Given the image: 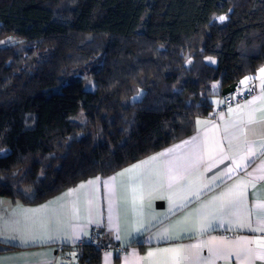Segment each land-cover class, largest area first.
Instances as JSON below:
<instances>
[{
  "label": "trees",
  "instance_id": "16d2710c",
  "mask_svg": "<svg viewBox=\"0 0 264 264\" xmlns=\"http://www.w3.org/2000/svg\"><path fill=\"white\" fill-rule=\"evenodd\" d=\"M7 37L30 54L0 46V197L33 205L191 134L222 88L264 65V0H0ZM97 55L85 89L67 71ZM77 247L63 246L76 264H99Z\"/></svg>",
  "mask_w": 264,
  "mask_h": 264
},
{
  "label": "snow or ice",
  "instance_id": "6c2138e0",
  "mask_svg": "<svg viewBox=\"0 0 264 264\" xmlns=\"http://www.w3.org/2000/svg\"><path fill=\"white\" fill-rule=\"evenodd\" d=\"M220 22H224L227 16L215 17ZM12 38L9 37V40ZM5 43V41H0ZM215 63L211 57L207 58ZM191 63V61H189ZM253 80L259 81V95L252 96L251 99L245 100L243 104H237L235 108H228L229 120L223 128V135L218 139L215 136L209 137L207 132L203 137H193L191 141H183L185 145H191L188 154L183 158L184 163L178 165L174 160L169 159L164 167V176L166 178L167 188H172L174 183L187 181L183 187V195L179 196L176 201L170 199V205L173 208L183 207L185 203L193 198H199L205 190H211L212 187L226 179H232L235 176V182L227 187L218 196H214L210 201L204 203L197 210L196 223L198 231L205 233L212 230L217 224L223 227L225 224H236L240 228H248L253 232H259L261 235L256 237H240L234 241L225 238L212 237L209 241H201L193 245H176L168 248H158L149 250L147 256L142 261L147 264H215L218 259L228 261L235 256L239 264H256L257 261L264 264V200H257L254 207L261 213L257 215L255 221L252 219V209L248 206V192L252 189L255 192L257 182H264V162H261L251 172L247 171L251 162L259 156L264 155V67L258 69L255 77L244 76L240 81L246 92L254 90L250 86ZM215 87V86H214ZM240 89H237L239 94ZM140 93L133 97L136 102ZM259 102V106H257ZM214 103H220L214 101ZM235 116L233 119L232 117ZM223 119V115H221ZM209 124L211 121L197 120V125ZM213 129L219 131L218 126L213 124ZM224 141H227L225 146ZM176 145L175 148H179ZM0 151H4L0 149ZM174 149H168L167 153H173ZM166 153L161 152L156 156L149 157L146 161L134 164L130 168L124 169L116 175L121 178L120 188L124 190L125 203H131L133 211L137 215V227L135 231L139 232L144 227L140 217L142 213L137 211L138 204L142 207L144 194L147 192L151 195L154 190L150 184L146 187L145 178L155 175L159 178V172H153L152 169L146 168L151 161H156L164 157ZM229 161L227 167L222 173H218L207 180L204 173L210 171L216 165ZM244 172L240 176V172ZM15 175V173H13ZM104 181V187L109 193V226L115 227L114 215H117L118 201L116 186L110 181ZM100 181L97 177L95 180L88 181L89 185H95ZM164 188V184L159 185ZM80 187H84L83 184ZM59 199V198H57ZM50 201L49 204H54ZM48 205H42L39 209L22 210L18 215L21 217L12 222V231L19 233L22 243L29 241L42 242L53 239L62 241L70 240L73 244L80 238L81 233L87 234V224L75 223L71 225L70 233L63 235H52L53 225H56V232H60L61 215L67 214L73 221L80 219V208L73 201L70 204H62L58 209L47 210ZM47 210V211H46ZM190 218L186 217L184 224L190 223ZM100 221L93 218L91 201H89L88 224ZM179 223V222H178ZM255 224V227L253 225ZM171 229L165 228L158 234L159 239L170 238ZM204 248L208 249V256L201 255ZM107 255V254H106ZM136 255L135 251L132 253ZM73 259L77 253L72 252ZM63 264V262H59ZM127 264V260L125 262Z\"/></svg>",
  "mask_w": 264,
  "mask_h": 264
},
{
  "label": "crops",
  "instance_id": "0c3cea01",
  "mask_svg": "<svg viewBox=\"0 0 264 264\" xmlns=\"http://www.w3.org/2000/svg\"><path fill=\"white\" fill-rule=\"evenodd\" d=\"M261 67H264L261 66ZM258 74V70L251 75L255 77ZM244 78V77H243ZM241 78L232 92L237 93L239 88V94L243 95L241 99L234 100L225 109L220 110V106L223 104L225 95L222 93L216 94L213 99V110L211 114L203 117H197L195 119V130L186 137L178 139L164 148L153 152L141 159L131 162L116 171L105 176H94L87 180L81 181L76 185L61 190L58 194L46 200L43 203L33 205H19L10 202L7 198L0 197V264H76V258L73 259L71 253L72 249L63 248V246H71L73 243L68 241H62L61 239H53L51 241L42 242L36 240L35 242L29 241L22 243L19 238V233L12 231V222L20 219L18 215L22 210L26 209H39L42 205H48L47 210L58 209L62 204H70L75 201L80 208V219L73 221L70 216L62 214L60 232H56V225H53L52 235H63L64 233H70L71 225L75 223L87 224V234L81 233L80 238L76 241L87 238L93 229L98 230L102 235L121 247H125L124 253L120 254L117 250H108L101 252L99 256V264H147L142 261V258L147 256L149 250H155L158 248L174 247L176 245H193L198 244L201 241H209L212 237L225 238L229 241H234L240 237H256L261 235L259 232H253L248 228L237 227L236 224H225L223 227L217 224L212 230L205 233H200L198 229L197 210L201 206L210 201L214 196H218L221 192L225 191L229 185L235 182V176L232 179H226L223 182L215 184L212 189L205 190L199 198H193L189 202L185 203L183 207L173 208L170 205V199L176 201L177 198L183 195L182 189L186 185L187 181L180 183H174L172 188H167L166 178L164 176V167L169 159L174 160L178 165L184 163V157L188 154L191 145H185L183 141H191L193 137H203L207 132L209 137L215 136L220 138L223 135V128L225 123L229 120L230 116L228 108L231 106L235 108L237 104H243L245 100H249L252 96L259 95V81L253 80L250 82V86L255 87L253 93L245 91L243 86L240 85ZM213 85L218 87V82H214ZM218 90H214L215 92ZM219 101L220 103H214ZM259 106V102H257ZM223 115V119H221ZM233 119L235 116L232 117ZM197 120L211 121L209 124L197 125ZM213 124L218 126L219 131L213 129ZM226 146L227 141H224ZM176 145H180L179 148H175ZM168 149H174L173 153L168 154ZM164 152L166 155L160 157L156 161L149 162L145 165L146 168L152 169V171L159 172L160 176L157 178L155 175L145 178L146 187L150 186L154 189L149 195L147 192L144 194L142 207L138 204L137 211L142 213L140 217L144 227L139 232L135 231L137 227V215L133 211L131 203H125L124 190L120 188V180L116 174L122 172L126 168H130L134 164H139L141 161L148 160L149 157L156 156L158 153ZM261 162H264V155L259 156L253 162L250 163L247 171L251 172ZM229 161H225L223 164H217L216 167L210 171L204 173L207 180H210L212 176L222 173L227 167ZM240 176L244 175V172H240ZM97 177L100 181L95 185H89L88 181L95 180ZM115 177L110 183L116 186L117 189V201L118 209L117 215H114L115 227L109 226V193L104 187V181H109L110 178ZM83 184L84 187H80ZM164 184L165 187L161 188L159 185ZM59 198V199H57ZM264 200V182H257L255 192L249 189L248 192V206L252 209V219L255 221L257 215H261L254 205L257 200ZM50 201H55L54 204H49ZM89 201H91V208L93 212V218L100 221L99 225L96 223L88 224V209ZM46 210V211H47ZM186 217L190 218V223L185 225L183 222ZM179 222V223H178ZM255 227V224L253 225ZM165 228L171 229L170 238L159 239L158 234ZM135 251L136 255L132 253ZM107 254V255H106ZM202 256H208V249L204 248L201 253ZM215 264H239L235 256L229 258L228 261L218 259ZM256 264H262L257 261Z\"/></svg>",
  "mask_w": 264,
  "mask_h": 264
},
{
  "label": "rangeland",
  "instance_id": "374dc122",
  "mask_svg": "<svg viewBox=\"0 0 264 264\" xmlns=\"http://www.w3.org/2000/svg\"><path fill=\"white\" fill-rule=\"evenodd\" d=\"M222 15L223 14L217 15L215 17H219ZM0 41H5V43H0V46H8V45L13 44L14 50L17 51V53L21 56H27V54H30V52H29L30 50H26L28 48V45L26 43L18 42V40L14 39V38L9 40V37H7L5 39H1ZM38 54H39V50L38 49L34 50L33 55H31V57L36 58ZM209 57H211L212 60H214L216 63V59L213 56H207L205 60L208 63L215 64L211 60L207 59ZM99 64H100V55L90 57L86 62L82 63L81 65H77V66L70 68L69 71H67V74H68V76H71V77L82 78L84 81L83 87L85 89H93L95 87V85L93 83V78L91 75L92 69L97 67ZM214 86L215 85H213V83H212L211 89L213 91L218 88V87H216V86L214 87ZM138 93L141 94L140 91ZM136 96H137V94L134 97H136ZM71 120H73L74 122H76L80 125H82L86 122L87 119H86L84 111L82 110L81 107L78 108L75 116L72 117Z\"/></svg>",
  "mask_w": 264,
  "mask_h": 264
},
{
  "label": "built area",
  "instance_id": "2783aa9c",
  "mask_svg": "<svg viewBox=\"0 0 264 264\" xmlns=\"http://www.w3.org/2000/svg\"><path fill=\"white\" fill-rule=\"evenodd\" d=\"M251 87L254 88V90L251 91V93H253L255 91V87L253 85ZM242 97H243V95L237 94V93H234V94L230 93V94L225 95L223 104L220 106L219 111L225 109V107L229 106L234 100L241 99ZM83 241H87V242L91 243L100 252H104V251H108V250H117L120 254H122L126 250L125 247H121L117 244L102 242L100 240V238H98V236L92 232L90 233V235L87 238L79 240L78 242H76L73 245H76V248H78L77 246L81 245V243Z\"/></svg>",
  "mask_w": 264,
  "mask_h": 264
},
{
  "label": "water",
  "instance_id": "95a60500",
  "mask_svg": "<svg viewBox=\"0 0 264 264\" xmlns=\"http://www.w3.org/2000/svg\"><path fill=\"white\" fill-rule=\"evenodd\" d=\"M236 85H237V82H233L225 86L224 88H222L221 90L222 95H227V94L232 93L235 90Z\"/></svg>",
  "mask_w": 264,
  "mask_h": 264
}]
</instances>
